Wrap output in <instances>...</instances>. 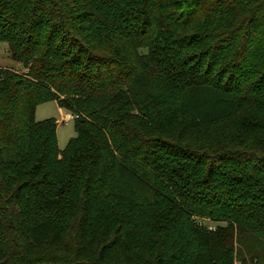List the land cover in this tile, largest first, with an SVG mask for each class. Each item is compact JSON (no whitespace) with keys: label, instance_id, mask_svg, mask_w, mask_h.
Returning a JSON list of instances; mask_svg holds the SVG:
<instances>
[{"label":"trees","instance_id":"16d2710c","mask_svg":"<svg viewBox=\"0 0 264 264\" xmlns=\"http://www.w3.org/2000/svg\"><path fill=\"white\" fill-rule=\"evenodd\" d=\"M0 44V264H264V0H0Z\"/></svg>","mask_w":264,"mask_h":264},{"label":"rangeland","instance_id":"374dc122","mask_svg":"<svg viewBox=\"0 0 264 264\" xmlns=\"http://www.w3.org/2000/svg\"><path fill=\"white\" fill-rule=\"evenodd\" d=\"M0 68H6L16 72H21L19 65L12 62L9 59L8 54L6 52L5 44H0ZM67 113L68 112L57 107L54 101H47L44 103H40L36 105L34 109L35 120H41L49 117L55 120L56 123L55 136H56V145L58 150H62L65 147L67 140L70 137L74 136L73 120L70 119L66 122L62 121L63 116ZM194 220L197 224L202 225L209 229H213L217 225L222 226L221 223L219 224L210 223L209 221H206L204 219L199 220L195 218Z\"/></svg>","mask_w":264,"mask_h":264},{"label":"built area","instance_id":"2783aa9c","mask_svg":"<svg viewBox=\"0 0 264 264\" xmlns=\"http://www.w3.org/2000/svg\"><path fill=\"white\" fill-rule=\"evenodd\" d=\"M75 117H76V115H74V114H70V113H67V114H65V115L63 116L62 121H63V122H66V121H68V120H70V119H73V118H75Z\"/></svg>","mask_w":264,"mask_h":264}]
</instances>
